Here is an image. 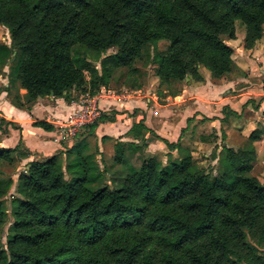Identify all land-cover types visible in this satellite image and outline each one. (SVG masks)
<instances>
[{"label": "trees", "instance_id": "obj_1", "mask_svg": "<svg viewBox=\"0 0 264 264\" xmlns=\"http://www.w3.org/2000/svg\"><path fill=\"white\" fill-rule=\"evenodd\" d=\"M236 22L246 29L245 48H254L264 37V0H0V26L12 39L0 46V67L17 54L27 105L15 107L26 110L45 97L72 103L73 91L95 95L109 87L114 70L132 68L145 47L162 41L170 47L154 56L161 85L202 82V68L221 79L234 67L227 41L237 38ZM113 47L118 52L100 70L92 60ZM114 119L104 113L89 128ZM4 122L0 117L1 131ZM34 126L54 131L46 121ZM146 132L152 130L143 120L135 123L126 135L138 143L118 140L114 162L124 165L126 149L141 152ZM162 142L185 155L130 166L115 188L98 186L90 143L29 163L18 177L6 244L0 203V264H264V183L250 175L255 148L225 147L212 176L181 137ZM15 153L30 152L0 149V163L16 161ZM13 183L0 177V202Z\"/></svg>", "mask_w": 264, "mask_h": 264}, {"label": "crops", "instance_id": "obj_2", "mask_svg": "<svg viewBox=\"0 0 264 264\" xmlns=\"http://www.w3.org/2000/svg\"><path fill=\"white\" fill-rule=\"evenodd\" d=\"M237 36L235 41L227 43L234 50L232 56L234 67L230 74L221 79H214L209 72V79L201 72L204 80L198 83L190 78L186 79L187 85L181 89L182 93L179 94L177 90H173L172 93L165 94L166 101L174 104V107L166 105L165 111L164 106L160 104L157 89L145 97L140 95L136 100L133 99L138 93L118 102L114 98L102 96L101 104L105 114L109 115L108 109L113 107L119 113L117 118L112 122L100 123L95 128L84 130L74 141L64 138L59 123L77 110L76 101L67 103L64 99L45 97L32 104L30 110H26L15 107L5 100L6 96H3L4 98L0 100V112L19 129H8L6 134L0 131V149L14 150L21 147L24 151L30 152L27 157L22 158H17L16 153L12 155L16 158L15 162L19 170H25L27 165L35 160L49 158L56 154L66 157L68 151L77 150L87 143L98 145L101 153H105L104 148L107 147V142L110 144L117 139L124 143H138L126 134L140 120H143L146 127L152 130V133L146 132L147 140L153 136L160 138L157 145H162L164 143L162 140L172 141L167 136V128H170L172 121H175L173 130L183 132L188 129L193 133H197L198 129L204 130L209 124L210 129H215L214 137L211 139L214 141L211 143L208 136L201 134L199 142L197 141L202 147L200 149L207 146L213 148L212 159L218 164L225 147L243 149L252 145L256 150V158L250 175L256 177L253 175L254 169L264 163V125H261L264 120V37L254 48L246 49V31L242 33L243 37L239 38V34ZM157 79L160 90L169 87V85H161L158 77ZM176 83L177 81H174L172 84ZM153 87L154 85L152 89ZM254 88L260 90L257 92L258 95L251 93ZM184 103L191 105L187 111L186 121L165 118L170 115V112L173 113L172 109L175 110L174 112H179ZM120 107L126 109L129 114L120 113ZM36 121L52 124L54 131L47 132L34 126ZM253 134L257 140L252 142L250 138ZM178 140L170 143H177ZM182 147L191 152L197 163L193 151L187 146ZM97 158L102 156L99 155Z\"/></svg>", "mask_w": 264, "mask_h": 264}, {"label": "rangeland", "instance_id": "obj_3", "mask_svg": "<svg viewBox=\"0 0 264 264\" xmlns=\"http://www.w3.org/2000/svg\"><path fill=\"white\" fill-rule=\"evenodd\" d=\"M246 29L245 27L240 23L236 22V35L239 34V38L243 37L242 33H245ZM238 37V36H237ZM237 39V38H236ZM235 41V40H232ZM230 41H227V43ZM12 44V39L10 36L9 30L4 27L0 26V46L7 45L10 46ZM170 44L166 41L159 42L157 44L156 49H154L152 46H147L143 49L141 58L137 59L133 65L132 68H119L114 70L110 74V81H109V87L101 88L102 95L107 98L111 97L115 100L120 101L123 100L131 95H136L133 100L138 99L140 95L142 97H145L147 94L151 93L152 91H156L160 97V104H162L163 110L165 111L166 105H169L170 107H174V104L169 103L166 101L165 94L172 93L173 90H177V93H182L181 89H184V86L187 85L186 82L179 83L177 82L175 85H169V87L162 88L160 90L159 81H157V75H156V61L154 56L156 54H159L161 56H165L168 54ZM263 48V46L261 47ZM118 52L117 47H113L109 49L105 54L101 55V57L97 58L95 57L92 62L96 64V66L101 70L102 69V61L106 59L108 56H112ZM18 63V57L17 54H14L12 59L7 62L5 66L0 67V100L3 96L5 97V100H8L12 105H27V99H26V92L23 91V89H19V82L17 79V72H16V66ZM202 74L210 79V73L208 70L202 68L201 69ZM89 79V74L86 75ZM230 78V77H228ZM198 83V82H195ZM152 85H154L152 89ZM98 91V92H100ZM260 90L258 88H254L251 93L258 95L257 92ZM25 92V93H24ZM84 93H81L80 91H73L72 96L75 98L76 102H80L82 99V95ZM165 97V98H164ZM4 98V97H3ZM164 99V100H163ZM181 101L180 99L178 100ZM191 105L184 103L182 105V108L179 110V112H174L175 110L172 109L173 113H169L170 115L166 116L165 118H170L172 120H178L179 121H186L187 120V111ZM121 108V107H120ZM123 114L128 115L129 113L126 111V109L121 108L120 109ZM108 113L110 117L117 118V115L119 114L118 111L110 107L108 109ZM2 115V112H0ZM136 114V113H135ZM5 115H2L0 117H4ZM174 116V117H173ZM139 118V117H137ZM6 119V118H5ZM10 122L6 119V122L3 123L2 133L6 134L8 132V129H15L16 125L13 123H7ZM175 122V121H174ZM173 121L170 123V128H167V136L169 138L176 142L179 137L182 135V146L189 147L194 154V157L197 161V164L199 167L205 169L208 173L212 174V176L217 175V169L219 168L217 161H214L212 159V153L213 148L210 146L204 147L203 149L200 144H198L199 139L201 138V134L206 135L209 137L211 143L214 140H211L212 137H214V130L210 129V125H206L204 130H197L196 132H189L188 129L181 131L173 130L174 123ZM210 123V122H209ZM261 125H264V120L262 121ZM95 128V127H93ZM233 128H236L233 126ZM1 131V130H0ZM182 133V134H181ZM213 133V134H212ZM216 137V136H215ZM149 140V141H148ZM147 140L146 143H139L142 145V151L139 153H132L131 150L126 149V162L124 165H118L114 162V156H115V148L114 143L118 141H112L107 142V147L104 148L105 153H101L100 156L102 158H98L99 165H100V181L98 186L108 185L111 188L117 187L119 184H121L127 175V168L130 166H134L136 168H140L143 161L154 157L158 159L163 164H168L171 161H179L185 154L182 152H178V150L171 152L167 145L163 143L162 145H157L159 138L157 136L150 137ZM170 141V142H172ZM198 141V142H197ZM149 142V143H148ZM204 143V142H203ZM109 144V146H108ZM232 144H235L232 142ZM245 144V143H244ZM93 150V153L95 154L96 158L99 156V150L98 147L94 146V144L91 145ZM126 147L128 148L127 144ZM171 152V153H170ZM205 155H208V157H205ZM66 162H64V168H66ZM24 169L19 170L17 163L15 160H8V161H2L0 163V177H2L4 180L12 179L14 181L13 188L11 192L4 197L1 200V205L5 214L4 222L1 228V236L2 241L4 244L7 243L8 239L13 235V223L15 220V217L13 215V202L16 198H18V194L16 191L17 183H18V177L19 175L24 172ZM253 175L258 177V179L264 183V163L259 165L256 169H254ZM67 177L71 178L72 176L67 173ZM254 244L255 241H253ZM262 252H264V246H259Z\"/></svg>", "mask_w": 264, "mask_h": 264}, {"label": "built area", "instance_id": "obj_4", "mask_svg": "<svg viewBox=\"0 0 264 264\" xmlns=\"http://www.w3.org/2000/svg\"><path fill=\"white\" fill-rule=\"evenodd\" d=\"M102 90L95 95H82L78 108L66 120L59 123L64 138L74 141L81 132L96 124L105 113L101 104Z\"/></svg>", "mask_w": 264, "mask_h": 264}]
</instances>
